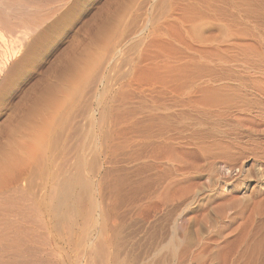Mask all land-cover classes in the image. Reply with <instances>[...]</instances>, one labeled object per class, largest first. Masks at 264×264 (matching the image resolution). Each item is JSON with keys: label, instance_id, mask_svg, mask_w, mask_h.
Wrapping results in <instances>:
<instances>
[{"label": "bare ground", "instance_id": "obj_1", "mask_svg": "<svg viewBox=\"0 0 264 264\" xmlns=\"http://www.w3.org/2000/svg\"><path fill=\"white\" fill-rule=\"evenodd\" d=\"M149 1L111 0L110 6L106 2L104 13L92 24L97 29L92 49L79 43L80 36L77 43L83 47L63 50L64 55L28 92L25 89L1 120L0 264H50L44 260L49 251L35 244L44 245L47 238L59 242L62 232L71 236L75 228L86 235L95 206L94 178L87 175L94 177L98 163L96 157L86 160L82 155L90 134L78 127L74 114L101 70L111 65L125 35L140 26L132 27L138 16L144 17L149 6L140 11ZM75 4L76 0H0V104ZM161 8L158 3L153 10ZM199 22L198 65L173 67L184 72L194 68V81L180 88L173 79L165 83L177 97L170 98L171 107L160 96V83L153 88L150 159L163 164L164 183L180 194L183 211L190 213L194 206L197 212L195 218H184L183 235L188 239L194 228L199 264H264V0H216L213 14ZM103 93L105 86L96 92ZM104 117L103 106L100 120ZM136 127L141 147V118ZM182 147L196 158L195 166L181 165ZM37 230H46V238ZM90 237L86 251L90 264H96L105 258L107 245Z\"/></svg>", "mask_w": 264, "mask_h": 264}, {"label": "rangeland", "instance_id": "obj_2", "mask_svg": "<svg viewBox=\"0 0 264 264\" xmlns=\"http://www.w3.org/2000/svg\"><path fill=\"white\" fill-rule=\"evenodd\" d=\"M110 1L76 0L75 6L77 8L73 7L74 12L71 11L70 16L61 24L62 26L60 25L57 28L59 30L54 31L57 33H53V37H51L47 46L42 50L40 49L42 52L37 50L34 56L36 62L33 59L32 64L27 66L26 70L19 75L20 77L18 76L15 79L11 89L4 96L3 102L0 104V122L6 118L14 103L20 100L26 93L25 91L35 84L33 82L42 79L49 70L48 68L53 65L52 62L54 63L60 56H63L71 48V45H74L73 49L75 50L79 46L81 49L84 44V46L92 49L91 38L93 39V35L97 31L92 24L94 22L96 25L97 18L104 13L107 5L110 6L114 0ZM153 1H156V3ZM157 1L159 0H150V3H147L144 6L145 8L143 7L145 10L141 9L140 13H144L146 7L149 6L145 14L137 13L140 16H147L143 17L144 19L140 18V20L138 16L137 21L139 22L135 21L132 27L138 23H140V26H136L134 30L131 29L132 35H130L131 31L129 35H125L123 44L121 43L118 47L120 48L118 54H116L117 48L113 61L111 60L109 63L111 65L105 67V72L104 68L101 70L98 76L100 80L97 79L98 82L96 81L89 87V90H86L88 92L82 99L83 103L78 105L74 114V121L78 127L90 134L86 143V151L82 155L86 160L96 157L97 168H99H96L97 173L94 177L89 175L87 171L85 173L88 174L87 176L91 180L94 178L92 185L95 202L92 221L86 230V235L91 233L90 236L92 235L93 238L87 236L93 241H100L104 243L103 245H107L104 247L106 249L105 258H101V261L97 260L99 262L96 261V264L101 262V264H199L198 245L194 228H192L188 239L184 238L183 235L184 218H195L197 212L194 206H190L193 209L190 213L183 211L185 205L179 206L180 194L175 189L168 188L164 183L162 177L163 164L154 163L153 158L150 159L152 150L148 141L151 130L149 116L151 96L156 83H160L161 98H167L169 100L167 103L170 105V102H173L171 99L174 98L175 100L177 97L165 83L173 79L175 87L180 88L190 85L194 81L196 75L194 68L184 72L174 71L173 67L182 65L196 67L198 65L200 49L198 39L199 21L205 15L210 16L213 14L216 0H168L166 4L165 0L163 2L161 0ZM152 2L154 5H152ZM158 3L162 4V8L159 11H154L153 9ZM165 6H168V8ZM164 10L165 16H163ZM92 17L96 18V21ZM152 17L156 18V22L153 21ZM157 20L159 21L157 22ZM89 21L92 22L91 27H88L90 25ZM150 21L151 23H149ZM86 26L90 29H87ZM92 27L95 28L91 29ZM137 27L140 31L137 30ZM141 27L143 28L141 29ZM206 35L209 36L210 34L207 32ZM75 38L77 41H74ZM78 38L82 40L81 42L79 39V43L84 42L83 45L77 43ZM139 40H141V43ZM131 41L132 44H130ZM135 41L139 44L133 43ZM74 42L76 43L73 44ZM65 49L66 51L62 53ZM125 49L129 51L125 52ZM103 50L102 48L101 52ZM109 67L114 68L109 70ZM106 71H110L108 75ZM102 86H105V93L99 96L96 92ZM18 98L19 100L16 101ZM98 101L101 104L99 106ZM84 102L85 106H83ZM171 105L173 104L171 103ZM103 106L105 117L100 120ZM140 118L142 119L143 133L141 147H139L136 138V124ZM180 152L183 153L181 165L185 168L195 166L197 163L196 158L192 153H189L188 148L184 147L183 149L182 147ZM140 157L141 159H139ZM248 162L250 164L251 161ZM218 169L222 173L225 172L222 166L220 168L218 166ZM196 181H199V178ZM175 208L178 209L175 211ZM40 221L44 222L45 219L41 217ZM194 223L193 220L192 225ZM102 228L104 229L102 230ZM73 231L71 236L68 234L70 237L66 235L67 232H62L63 235L61 234V236L64 239L61 237L59 242L47 238L44 245L40 243L35 244L34 247H37L40 251L44 250V253H47V250L49 251V258L46 257L44 260L47 263L50 262V264L51 261L52 264H56V262L57 264L92 263L88 259L86 251L91 242L88 245L86 240L88 237L84 236L80 229L75 228ZM102 231L107 235V238ZM37 232L46 238V230H37ZM66 236L69 238L65 239ZM66 242L69 243L66 244ZM108 254H110V257ZM40 255L43 256V253ZM48 260L50 261L48 262Z\"/></svg>", "mask_w": 264, "mask_h": 264}]
</instances>
